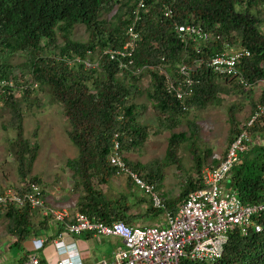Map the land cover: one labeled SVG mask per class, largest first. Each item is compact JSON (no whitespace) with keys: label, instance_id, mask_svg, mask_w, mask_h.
<instances>
[{"label":"trees","instance_id":"trees-1","mask_svg":"<svg viewBox=\"0 0 264 264\" xmlns=\"http://www.w3.org/2000/svg\"><path fill=\"white\" fill-rule=\"evenodd\" d=\"M140 1L0 0V82L11 78L15 82L14 86L4 87L1 99L2 105L12 114L11 127L16 136L9 138V143L16 153L21 180L23 183L31 180L42 184V177L30 176L39 144L31 143L29 138L24 137L21 103L25 101L31 104L30 107L32 104L40 106L37 93L44 92L49 97V103L63 106L69 122L68 137L79 151L77 158L67 161L73 170L75 190L79 193L77 211L104 222L123 220L132 224L136 217L129 214L131 208L126 196L108 199L94 185L95 180L99 185H107L117 176V169L109 160V156L115 153V139L127 164L146 181L157 183L163 177L161 167L133 164L125 153L142 146L161 126L171 130L177 128L191 108L204 109L210 102L220 103V92L245 93L244 86L235 77L220 78L232 82L236 90L222 86L217 81L218 76L205 64L194 73L200 82L184 102L169 91L166 77L159 70L145 69L140 75L121 70L118 62L104 54V50L123 46L129 39L126 30L130 25H134L142 36L134 54L135 66L156 65L164 57L165 67L173 72L181 62L191 64L196 59H209L222 51L226 43L240 44L251 52L238 64L243 77L255 85L264 80V0H144L147 9H141L137 19L136 10ZM115 8L109 20L102 18ZM169 8L172 14L166 16ZM177 23L199 24L206 32L220 38L203 44L197 52L193 43L185 46L180 41L175 30ZM79 24L84 25L89 33L87 41L72 37L74 28ZM17 53L26 54L25 64L29 67L30 80L26 79L24 72L17 73L15 65L10 62ZM97 56L100 58L99 69L76 61L78 57L96 60ZM145 75L150 76L147 96L159 112L157 120L160 125H145L139 119L145 107L134 99L141 94L138 83ZM128 78L130 81L126 82ZM247 93L252 97V88ZM31 96H34L35 102L30 101ZM263 100L264 90L253 104L254 111ZM235 110L234 106L230 107L228 147L243 129L250 136V147L240 153L225 186L244 203H263L264 145L257 144L253 139L264 133V115L252 126H240ZM188 124L189 132L171 134L165 165L180 161L178 154L182 144L196 136V122L189 121ZM193 147L197 177L190 176L184 184L179 197L174 200L176 207L185 201L191 191L202 186V169L212 156L209 148L201 151ZM219 163V160L213 159L208 164L214 167ZM127 180L130 187L136 184L132 178ZM17 190L22 191V188ZM149 210L153 213L162 211L152 207ZM2 217L8 220L9 230L17 235L12 246H21L32 234L51 228V216H45L40 208L29 205L21 208L2 206L0 219ZM258 223L263 226L260 232H255L253 227L243 236L235 230L220 259L209 262L183 259L181 264H264V218ZM86 234L89 238L93 235ZM26 257H21L20 261Z\"/></svg>","mask_w":264,"mask_h":264},{"label":"built area","instance_id":"built-area-1","mask_svg":"<svg viewBox=\"0 0 264 264\" xmlns=\"http://www.w3.org/2000/svg\"><path fill=\"white\" fill-rule=\"evenodd\" d=\"M141 9H147L144 0L140 1L135 18L138 19ZM171 14L170 8L167 9L165 15ZM175 30L180 41L185 46L193 43L197 52L203 44L220 38L194 23H177ZM126 35L129 39L123 46L108 48L104 50V54L116 60L121 70L130 71L135 75H140L145 69L159 70L166 77L169 91L182 102L194 93L195 86L200 82L194 73L202 64L210 67L218 77L229 76L239 79L240 84L247 90L255 86L243 77L238 67L243 57L251 55L250 50L240 44L226 43L222 51L210 56L209 59H196L191 64L181 62L176 70L170 72L167 68H162L164 57L162 62L156 65L135 66L134 54L142 36L134 25L128 27ZM76 61L89 68H100V59L78 57ZM174 74L176 75L173 76ZM261 83L264 84V80L258 81L256 85ZM14 84L13 78L0 82V106L4 87ZM22 86L24 88V85ZM263 115L264 100L257 104L247 126L252 125ZM249 142L250 136L247 131H242L231 143L225 156H216L220 160L218 166L203 169L202 186L191 191L174 214L166 208L162 196L154 191V186L127 166L119 151L120 144L115 139V153L111 155V163L118 168L119 173L128 174L136 184L150 193L156 207L166 210V226L133 225L123 220L104 222L83 212H71L67 208L57 209L47 206L41 185L31 180L22 183L20 186L22 191L6 188L0 193V207L14 205L21 208L29 205L32 208H40L45 216L50 215L52 221L59 225L60 231L54 238L61 239L56 242L58 253L68 254L61 255L55 261L44 262L36 251H33L19 264H181L183 259L208 262L220 259L224 254L226 243L235 230L245 236L250 228L254 227L255 232L263 229L258 220L264 218V202L244 203L237 194L227 190L225 186L232 167L239 160L240 153L249 149ZM83 233L117 237L121 244L113 251L110 259L102 258L86 262L68 251V244H64L62 240L66 234ZM45 240H48V237L34 240L37 251L42 248Z\"/></svg>","mask_w":264,"mask_h":264},{"label":"rangeland","instance_id":"rangeland-1","mask_svg":"<svg viewBox=\"0 0 264 264\" xmlns=\"http://www.w3.org/2000/svg\"><path fill=\"white\" fill-rule=\"evenodd\" d=\"M115 11L116 8L105 13L102 18L109 20ZM72 37L75 40L87 41L89 33L84 25L79 24L74 28ZM26 59L25 53H17L10 59V62L15 65V71L17 73H21V71L24 72L26 74V79L30 80L29 67L25 64ZM96 59L100 58L97 56ZM23 64H25V68H22ZM162 68H166L164 64ZM129 81L130 78L126 79V82ZM217 81L225 88L235 89L234 84L230 81H226L224 78L217 77ZM149 82V75H145L139 81L138 84L141 94H138L134 101L145 107L142 115L139 116L143 124L149 126L160 125L157 120L159 112L157 108H155L154 103H152L147 96V90L150 88ZM262 89H264L263 83L255 85L252 88V97L248 95L247 89H245L244 94L238 92H233L231 94L220 92V103L210 102L204 109H198L197 107L191 108L189 114L182 118V122L177 128L171 130L161 126L158 132L151 134L142 146L136 147L131 153L126 152L125 156L133 164H152L155 168H162L161 174L163 177L155 184L154 190L166 198L167 204L172 205L174 200L176 201L179 197L184 188V184L190 176L194 178L197 177L195 160L193 158L194 153L191 150L192 147L196 146L201 151L209 148L212 151V156L213 154L224 155L230 142V107L234 106L236 108L234 113L236 114L240 126H244L254 110V102L261 96ZM37 94V99H39L41 104L40 106L32 104L30 107L31 104L29 105L25 101L21 103L23 110L24 137L27 139L29 138L31 143L38 142L39 144L38 156L33 164L30 176L42 177V185L46 190L47 200L52 202L50 196L55 198L56 196L51 192H55L61 185L68 190L70 194H73V170L67 165V161L77 158L79 151L68 137L69 122L63 111V106L49 103V97L44 92ZM30 101L35 102L34 96H31ZM11 116L12 114L6 106H0V192L3 187H5V189H17L23 183L18 172L16 153L9 143V138H14L16 136V131L11 127ZM189 121L196 122V136L182 144L178 154L180 161L165 165L164 160L166 158L171 134L173 132H189ZM35 133H37V135H35ZM253 141L264 145V133L258 135ZM212 156L208 159L207 163L205 162L206 164L211 162ZM127 177V175L115 176L107 185H99L97 180H95L94 185L100 188L108 199L120 198L123 195L126 196L131 208L129 214L132 216L141 215V222L148 221V223L151 224L152 220L162 217L163 213L159 212L154 215L152 214L153 211L149 210L150 207L154 208L151 194L137 184L133 187L128 186ZM74 200L75 199L72 197L71 204ZM55 206L60 207L58 205ZM8 224L6 218L2 217L0 219V263L18 264L20 255L27 250V248L31 247L32 244L34 245L32 242L34 238H30L31 241L27 239L21 246H11V244L15 242L17 235L9 230ZM40 237L41 236H35V238H37L36 240H39ZM106 237L105 235H101L91 238V240L86 242L93 256H103L101 255L100 248L103 245H109L113 248L111 242L113 237ZM118 247L119 246H117V248ZM41 253L44 252L41 251ZM83 258L87 259L84 254Z\"/></svg>","mask_w":264,"mask_h":264},{"label":"crops","instance_id":"crops-1","mask_svg":"<svg viewBox=\"0 0 264 264\" xmlns=\"http://www.w3.org/2000/svg\"><path fill=\"white\" fill-rule=\"evenodd\" d=\"M3 190H5V187H3V189L1 191H3ZM51 193H53V195L56 196V198L53 197V196H50L51 199H52V202H49L47 200L46 190H44V193H43V197H44V199L46 201L47 206L55 207L57 209L69 208V209H71L73 211L77 210L76 202L78 200L79 193L75 190L74 185H73V188H72V193L73 194H70L68 192V190H66L65 188L62 187V185L59 186V188L57 190H55V192L52 191ZM72 197L75 200L71 204ZM55 205H58L60 207H57ZM167 206H168L169 210L173 211L174 213H176L177 209L179 208V207H176V205H174V204H172V205L167 204ZM154 213H156V212H154ZM154 213H152V214H154ZM157 213H159V212L157 211ZM161 213H163L162 217H159V219H156V220H152L151 224H149L148 221L141 222L142 221V220H140L142 218L141 215H137L135 217V219L132 221V224L138 225L140 223V225L161 226L163 223L167 222L166 213H164L163 211H161ZM154 215H156V214H154ZM50 221H51V223H50L51 224V228L50 229H48V230H46V231H44L43 233H40V234H37V233L36 234H32L29 238H27V239H29L31 241L30 238H34V240L37 239V238H35V236H41L39 239H44V238L47 239V237H48V240H45V242H44L43 248H40L37 251L35 249V247H34L35 243H34V240H33L32 242L34 243V245L32 244L31 247L27 248V250H25L20 255V257L18 259H20L23 256H26L25 254L29 253L31 251H36V253L42 258V260L44 262H52V261H55L58 257H61V255H64V256L68 255L66 253H64V254L58 253V250H57L58 248H57L56 242L58 240H61V239L60 238L54 239V238L57 237V234L60 231L59 230V225L56 224L55 222H53L52 219ZM98 236H101V235H94L93 234L89 238L86 233H83V234H80V235H68V234H66L65 237L62 240H63L64 244H68L67 245L68 246V249H67L68 251H69V249L72 250L73 251L72 253H74L76 255L79 254L81 256V258H83V254H84V256L87 257V259L83 258V260L86 261V262L97 261V260L102 259V258L110 259L112 257V255H113V251L117 248V246L120 245L121 241L117 237H113L111 239L113 248L111 246H109V245L101 246L100 247L101 248V255H103V256L102 257H97L96 255L93 256L90 253L91 250L88 248V245H87L86 242L91 240V238L98 237ZM108 237H110V236H107L106 238H108ZM23 242H22V245H23ZM12 244H11V246H12ZM41 251L44 252V253H41Z\"/></svg>","mask_w":264,"mask_h":264},{"label":"clouds","instance_id":"clouds-1","mask_svg":"<svg viewBox=\"0 0 264 264\" xmlns=\"http://www.w3.org/2000/svg\"><path fill=\"white\" fill-rule=\"evenodd\" d=\"M255 110H256V108H255ZM254 112H255V111L253 110V112L251 113V117H250L249 121L251 120V118H252ZM249 121H248V122H249ZM248 122H247V123H248ZM247 123L245 124L246 126H247ZM254 123H255V122H254ZM254 123H253V124H254ZM253 124H252V125H253ZM252 125H250V126H252ZM244 130H245V129H243L242 131H244ZM242 131H241V132H242ZM238 136H239V135H238ZM238 136H237V137H238ZM237 137H236V138H237ZM236 138H235V139H236ZM235 139H234V140H235ZM256 143H257V142H256ZM257 144H259V143H257ZM230 145H231V144H230ZM229 147H230V146H229ZM229 147H228V148H229ZM227 151H228V149H227ZM227 151H226V153H227ZM226 153H225L224 155H222V156H225ZM111 155H113V154H111ZM111 155L109 156V160H110V158H111ZM121 155H122V154H121ZM216 156H217V155H214V154H213V156H212V160H213V159H217V160H219ZM122 159L124 160L123 155H122ZM219 161H220V160H219ZM124 162L127 164V162H126L125 160H124ZM110 163H111V160H110ZM111 164H112V163H111ZM112 165H113V164H112ZM113 166H114V165H113ZM127 166H128L132 171H134V172H136V173L139 174L138 171L133 170L128 164H127ZM209 166H210L209 164H205L204 168L209 167ZM115 168L117 169V177H119V176H123V175H127V176H128L127 179H128V178H131L128 174H126V173H124V172L119 173V170H118V168H117L116 166H115ZM204 168H203V169H204ZM203 169H202V177H203ZM139 175H140V174H139ZM140 177H142V176L140 175ZM142 178H143V177H142ZM143 179H144V178H143ZM144 180H145V179H144ZM145 181H146V180H145ZM146 182L149 183V184H152V185L154 186V189H155V184H156V183L148 182V181H146ZM37 183H38V182H37ZM39 184H40V183H39ZM40 185H41V187H42V189H43V193H44L45 188H44V186H43L42 184H40ZM137 185H138V184H137ZM154 191H155V190H154ZM155 192H156V191H155ZM160 195L162 196V198H163V200H164V205H165L166 208L169 210V208H168V206H167L166 198H165L162 194H160ZM151 198H152V196H151ZM183 203H184V202H183ZM183 203H182V204H183ZM152 204H153V207L155 208V210H162L163 212L166 213V210H165V209H163V208H158V207H156V206L154 205V201H153V199H152ZM182 204H181V205H182ZM181 205H180V206H181ZM180 206H179V208H180ZM50 207H51V206H50ZM53 208H55V207H53ZM179 208L177 209V211L179 210ZM70 210H71V209H70ZM71 211H72V212H80V211H77V210H76V211L71 210ZM169 211H170V210H169ZM171 212H173V211H171ZM152 213H153V212H152ZM173 213H174V212H173ZM176 213H177V212H176ZM176 213H174V214H176ZM154 214H156V213H154ZM166 220H167V218H166ZM133 225H134V224H133ZM138 225H140V224H138ZM166 225H167V222H166V223H163L161 226H166ZM144 226H145V225H144ZM151 226H156V225H151ZM262 227H263V226H262ZM254 231H255V230H254ZM261 231H262V230H261ZM230 237H231V236H230ZM118 239H119V238H118ZM119 240H120V239H119ZM229 240H230V239H229ZM227 243H228V242H227ZM227 243H226V244H227ZM120 244H121V243H120ZM42 248H43V246H42ZM69 251H70L71 253L73 252V251L70 250V249H69ZM32 252H33V251L29 252V254L32 253ZM29 254H28V255H29ZM75 255H76V254H75ZM76 256H78L79 259H82V260H83V258H81V256H80L79 254L76 255ZM194 261H197V260H194ZM20 262H21V261H20V259H19V260H18V264H19Z\"/></svg>","mask_w":264,"mask_h":264}]
</instances>
